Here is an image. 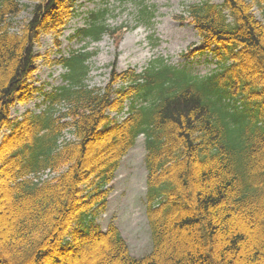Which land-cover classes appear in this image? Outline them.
Masks as SVG:
<instances>
[{
	"label": "trees",
	"instance_id": "obj_1",
	"mask_svg": "<svg viewBox=\"0 0 264 264\" xmlns=\"http://www.w3.org/2000/svg\"><path fill=\"white\" fill-rule=\"evenodd\" d=\"M104 1L73 39L118 36L123 27L110 26ZM114 1L134 2L138 22L152 23L148 0ZM74 6L0 0V264H264V0L186 8L200 36L196 54L215 59L209 74L161 57L90 87L96 51L84 45L57 59L65 83L44 93L46 107L12 119L14 104L38 91L28 82L35 46L42 35L59 39ZM22 12L29 16L17 21ZM140 136L151 234L144 256L131 253L114 220L99 222Z\"/></svg>",
	"mask_w": 264,
	"mask_h": 264
},
{
	"label": "rangeland",
	"instance_id": "obj_2",
	"mask_svg": "<svg viewBox=\"0 0 264 264\" xmlns=\"http://www.w3.org/2000/svg\"><path fill=\"white\" fill-rule=\"evenodd\" d=\"M74 1L76 14L67 23L59 39L55 41L53 34L42 35L35 46V53L39 57L34 64L35 69L29 83L32 88L40 90L35 91L29 101L16 103L12 107L13 118L19 119L27 112H39L45 108L44 92H51L65 83L63 74L67 69L59 65L57 59L62 55H69L72 50L81 49L84 45L87 50L96 51L89 61L91 69L86 82L90 87H105L113 72H141L151 60L161 57L176 66L188 65L199 75L209 74L216 67L211 53L196 54L195 48L200 43V36L185 12L190 4L206 0H148L147 4L154 11V18L149 25L138 22V6L134 2L121 4L110 0L112 12L108 23L116 30L122 27L123 30L118 36L106 34L96 42L78 41L72 35L78 27L85 24L88 13L104 6L105 1ZM208 1L221 3L222 0ZM254 12L256 17L262 19L256 7ZM27 16L29 13L22 12L17 21ZM176 16H182L186 21ZM119 86L121 83L117 85L118 88ZM65 138L71 139V135L67 133ZM144 155V139L140 138L122 160L112 183L107 209L99 218L104 227L111 220L118 223L132 254L136 256H144L151 250V234L143 198L146 189Z\"/></svg>",
	"mask_w": 264,
	"mask_h": 264
}]
</instances>
